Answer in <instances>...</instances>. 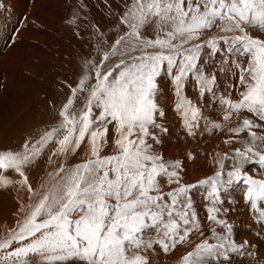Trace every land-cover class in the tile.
Here are the masks:
<instances>
[{"label":"snow or ice","instance_id":"snow-or-ice-1","mask_svg":"<svg viewBox=\"0 0 264 264\" xmlns=\"http://www.w3.org/2000/svg\"><path fill=\"white\" fill-rule=\"evenodd\" d=\"M121 7L116 38L102 41L106 49L97 45L101 59L87 61L90 70L69 86L57 124L20 150H0V170L18 173L29 192L26 170L50 145L49 160L86 150L81 162L50 173L53 182L21 209L17 226L0 238V264H152L154 246L171 253L195 233L204 237L192 197L198 186H207L206 220L215 226L177 264H231L233 253L252 247L235 239L226 218L235 188L264 226V0H124ZM229 73L237 76L235 99L216 95L220 75ZM165 79L190 135L202 115L187 95L190 82L219 101L224 121L243 114L224 141L233 145L244 133L241 146L218 154L214 173L195 183L184 181L183 161L154 147L169 131L161 122ZM85 91L83 108L72 111ZM223 128L213 122L209 130Z\"/></svg>","mask_w":264,"mask_h":264},{"label":"bare ground","instance_id":"bare-ground-1","mask_svg":"<svg viewBox=\"0 0 264 264\" xmlns=\"http://www.w3.org/2000/svg\"><path fill=\"white\" fill-rule=\"evenodd\" d=\"M72 1L0 0V150H20L26 140L38 139L45 130L57 124L59 110L69 94L67 85L57 81V72H54L57 61L62 72L68 73L67 79H73V75L78 72L79 58H88L95 47L93 40L97 33L94 30L99 28V31H105L107 26L113 25L123 10L121 6L124 2L77 0L81 10H78L79 14L72 15ZM109 4L112 6L111 12ZM73 18L76 19L74 26L66 28L67 21ZM90 23L94 30L89 26ZM52 70L54 73L50 74ZM236 83L235 74H221L216 95L228 93L234 99L238 98L239 86H233ZM162 88L165 92L162 104L166 116L161 122L169 131L161 134L162 143L154 147L166 159L183 161L184 181L195 183L214 173L218 166L214 162L218 154L223 155L241 146L239 140L245 138L244 133L239 134L237 143L233 145L224 141L233 135L228 129L237 126L243 114L240 118L224 121V111L219 101L210 93L200 96L195 82H190L186 89L187 95L202 109L199 127L194 130L195 135H190L182 118L174 110L172 89L167 79L162 81ZM85 97L78 99L72 111L78 112L83 108ZM213 122L222 123L223 130H209ZM52 147L46 148L36 163L26 170L33 192H29L20 182L22 177L18 173L0 170V181L5 176L11 181L6 186L0 182V238L17 226L21 209L38 199L41 186L50 183L49 174L56 170L50 167L54 156L48 159ZM85 155L86 150L71 156L66 166L81 162ZM190 155L195 158H189ZM206 189L207 186H198L192 190V197L195 210L202 220L204 237L211 238V222L206 220V205L209 203L205 199ZM164 190H169V186L165 185ZM224 207L231 208L226 218L235 224V239L241 243L247 240L252 245L243 255L233 253L231 264H264V226L256 222L258 212L251 209L239 188L231 190ZM220 230L217 227V231ZM150 235L155 236L156 233ZM204 237L195 233L190 243L179 246L171 253H164L159 246H154L150 250L152 264H177L182 253Z\"/></svg>","mask_w":264,"mask_h":264},{"label":"rangeland","instance_id":"rangeland-1","mask_svg":"<svg viewBox=\"0 0 264 264\" xmlns=\"http://www.w3.org/2000/svg\"><path fill=\"white\" fill-rule=\"evenodd\" d=\"M72 2L73 3H72V8L70 9V13L72 15L76 14V13L79 14L78 12H80V11H78V10H81V6L79 5V3H77V0H73ZM114 21H113L114 24L109 26V27L107 26V29L105 31L104 30L100 31V32H102L104 34L103 36H100L98 34H96V36H94L93 46H95V47L93 48V51L91 52V54H90V56L88 58L87 57L79 58L78 63H77L78 67H79L77 69L78 72H76L73 75V79H69V80L67 79L68 73H63L62 72V70L60 68V65H59L60 62L57 61V68L54 69V72H57V81H59L60 84L64 83V84L67 85L66 87H67V89L69 91V94L67 95L66 98H68L70 96V87L69 86L75 87V85L78 82V79L80 78L81 74L84 73V72H88L90 70L88 67H86V62L90 61V60L99 61L101 59L102 51H100V52L97 51V45L99 44L101 49H106L107 45L105 43H102V41H107L108 43H111L116 38V36H117L116 27H117V22L118 21H117V19L114 20ZM67 23H68V21H67ZM73 26H74L73 24L68 23L65 27L69 29V28H71ZM89 26L91 28L94 27L92 23H90ZM65 27H62V28H65ZM93 30H94V28H93ZM94 31H95V33H97L96 32L97 28ZM62 39L67 40L66 38H62ZM57 44H58V41H57ZM113 59H115V58H113ZM105 63L107 64L108 62H105ZM54 72L52 70L50 72V74H52ZM58 77H61V79H59ZM88 83L89 84L94 83V80H90ZM86 95H87L86 91L85 92H78L76 100H75V103H74V106L77 103L78 99H80L81 97L86 96ZM71 156L72 155H69L67 157V159H65L63 156H59V157L58 156H54L53 159H52L53 163L50 164V167L53 166L52 168L57 169L61 164H64L65 166L68 165L69 162H70L69 159H71L73 157V156L72 157ZM3 175H5V173ZM26 175H28V174H26ZM5 177H7V176H5ZM49 178H50V183L53 182V179H52V177L50 175H49Z\"/></svg>","mask_w":264,"mask_h":264}]
</instances>
